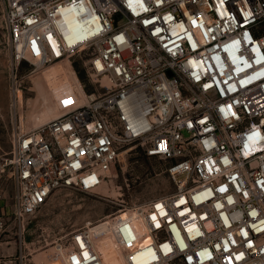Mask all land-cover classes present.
Instances as JSON below:
<instances>
[{
  "label": "built area",
  "instance_id": "built-area-1",
  "mask_svg": "<svg viewBox=\"0 0 264 264\" xmlns=\"http://www.w3.org/2000/svg\"><path fill=\"white\" fill-rule=\"evenodd\" d=\"M2 24L15 66L91 49L101 90L15 127L0 236L58 188L95 190L138 149L170 161L174 188L127 211L134 247L112 218L120 264H264V0H2ZM96 233L57 244L62 264H107Z\"/></svg>",
  "mask_w": 264,
  "mask_h": 264
},
{
  "label": "rangeland",
  "instance_id": "rangeland-1",
  "mask_svg": "<svg viewBox=\"0 0 264 264\" xmlns=\"http://www.w3.org/2000/svg\"><path fill=\"white\" fill-rule=\"evenodd\" d=\"M90 56L91 49H81L41 66L26 61L15 66L10 60L0 0V155L10 150L16 126L23 131L38 127L76 106L75 96L101 90L86 71ZM70 93L74 99L63 104ZM169 164L167 159L148 157L135 149L126 155L116 174L106 178L95 190L56 189L24 223L20 233L10 224L9 230L0 236V241H6L4 244L10 248L5 264H62L56 245L67 242L82 227L97 231L96 243L103 240L101 247L107 264H120L115 252L118 254L121 246L110 240L113 238L112 218L119 224L128 245L133 247L139 224L137 219L128 220L127 211L173 190L166 171ZM12 190L11 181L5 178L3 192L8 199ZM121 251L123 253L124 249Z\"/></svg>",
  "mask_w": 264,
  "mask_h": 264
},
{
  "label": "crops",
  "instance_id": "crops-1",
  "mask_svg": "<svg viewBox=\"0 0 264 264\" xmlns=\"http://www.w3.org/2000/svg\"><path fill=\"white\" fill-rule=\"evenodd\" d=\"M6 241H0V264H5L6 255L10 253V248L4 244Z\"/></svg>",
  "mask_w": 264,
  "mask_h": 264
},
{
  "label": "bare ground",
  "instance_id": "bare-ground-1",
  "mask_svg": "<svg viewBox=\"0 0 264 264\" xmlns=\"http://www.w3.org/2000/svg\"><path fill=\"white\" fill-rule=\"evenodd\" d=\"M67 18V17H66ZM53 48H54V50H55V53H56V58H58V57H61V54L58 52V49L56 48V47H54V45H53ZM16 95H14V97H13V99L15 100V101H17V99H16V97H15ZM13 100V101H14ZM14 101V102H15ZM141 233V229L139 228V230H138V235ZM134 247V246H133Z\"/></svg>",
  "mask_w": 264,
  "mask_h": 264
}]
</instances>
